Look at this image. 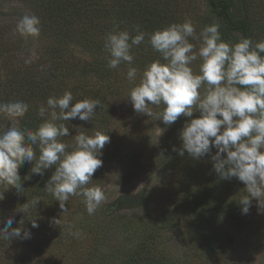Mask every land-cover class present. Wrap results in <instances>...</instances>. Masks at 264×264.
<instances>
[{
	"label": "rangeland",
	"instance_id": "obj_1",
	"mask_svg": "<svg viewBox=\"0 0 264 264\" xmlns=\"http://www.w3.org/2000/svg\"><path fill=\"white\" fill-rule=\"evenodd\" d=\"M39 1L0 0V102L17 101L15 86L23 81V74L54 52L58 56L65 48L62 61L71 57L91 59L75 43L82 36L70 34L73 30L66 18L53 23L58 25L55 31L48 29L52 19L49 11L39 8ZM243 2L251 39L264 40V0ZM104 6L110 13L100 26L107 32L127 30L135 34L133 27L138 21L131 16L119 19L114 12L120 6L114 2ZM148 8L160 15L161 28L191 20L199 33L205 25L217 22L223 40L234 42L243 36L241 31H231L227 21L212 12L205 0H150ZM233 9L235 19L243 18L241 5ZM25 14L39 17L38 36L15 32L17 21ZM99 31L83 35L82 40L99 41ZM148 44L146 35L145 41L131 50L133 66L138 69L136 81L126 78L128 65L122 63L115 69L106 67L108 73L103 71V76L93 74L83 79L79 74L71 75L63 80L64 90L58 91L57 96L71 91L76 99L100 101L90 121L69 120L72 132L60 139L72 144L80 130L89 134L99 130L110 137L100 157L102 167L87 185L99 186L104 201L90 215L81 195L70 196L63 210L47 190L38 195L32 189L22 203L0 206V226L12 217L13 228L21 221L22 228L31 232L29 239L0 238V264H264V213L258 211L255 199L249 212L241 213L238 201L245 194L243 183L236 178L218 177L211 160L214 148L199 160L186 151L179 154V132L189 118L182 115L165 127L154 116L133 110L127 94L139 82L144 67L160 56ZM67 63L70 65L68 61L64 65ZM198 63H193L194 70ZM3 88L9 91L7 95L2 93ZM26 103L29 110L21 118L0 114V128L18 123L21 128L34 130L40 118L33 120L31 114H37L44 103ZM30 103L36 105L37 112H31ZM160 128L165 129L162 134ZM36 153L38 156V148ZM201 198L207 199L205 210L197 206ZM34 200H38L35 206ZM34 220L39 225L36 228L31 224Z\"/></svg>",
	"mask_w": 264,
	"mask_h": 264
},
{
	"label": "clouds",
	"instance_id": "obj_2",
	"mask_svg": "<svg viewBox=\"0 0 264 264\" xmlns=\"http://www.w3.org/2000/svg\"><path fill=\"white\" fill-rule=\"evenodd\" d=\"M39 25L38 16L25 14L17 21L15 32L38 36ZM146 35L160 56L144 67L139 82L129 90L133 110L154 116L165 127L182 115L189 118L179 132V154L186 151L199 160L214 148L211 160L218 177L236 178L244 185L245 194L238 201L241 213L249 212L253 199L258 211L264 213V40L253 42L240 36L227 42L221 37L219 23L207 24L197 33L191 20L172 22L148 34L139 27L134 35L113 30L104 41L108 68L125 63L126 78L136 81L138 69L133 66L131 50L141 45ZM196 61L199 63L194 70ZM98 106L97 99H76L71 91H65L49 96L46 105L39 106L38 115L43 119L34 130L21 128L18 123L0 128V185H6L5 190L22 191L18 169L25 162H30L31 172L38 175L54 166L44 188L61 209L70 196L81 195L87 212L93 214L105 194L99 186L87 185L102 167L100 157L110 137L99 130L91 134L80 130L72 144L60 138L69 136V127L62 122L76 118L90 121ZM28 110L24 101L0 102V114L7 118H21ZM164 130L160 128V134ZM37 202L32 203L35 206ZM19 223L13 228V218L7 217L0 226V238H31V232ZM31 224L33 228L39 226L36 220Z\"/></svg>",
	"mask_w": 264,
	"mask_h": 264
},
{
	"label": "trees",
	"instance_id": "obj_3",
	"mask_svg": "<svg viewBox=\"0 0 264 264\" xmlns=\"http://www.w3.org/2000/svg\"><path fill=\"white\" fill-rule=\"evenodd\" d=\"M114 2L118 6L119 9L115 10L114 14L119 19H125L127 17H132L134 20L138 21L133 28L139 27L141 31L152 32L155 29L161 28V20L160 15L153 9L148 8V2L150 0H40L39 8L43 12H48V17L51 20L48 25V29L50 28L52 31L57 29V24L60 23V19H67V23H71L72 27L70 30H73L70 34L72 35H81L82 37H76L78 40L75 43L81 45V51H87L91 55V59L82 60L75 59L73 57L68 58L62 61V53L66 54L65 48L62 53L57 56L55 52L49 56L48 58L43 59V62L38 63L37 66H33L30 71H27L23 74V81H21L17 87L18 95L14 94L18 100L28 102H43L46 104V100L49 96H57L58 91H63L65 85L63 84V80L69 79V77L75 74H79V76L86 78L89 75L93 74H103V71L107 70V56L108 53L104 47V41L106 34L108 33L106 28L103 26L102 22L103 18H106L110 11L105 9V3ZM212 12H214L220 18H224L227 21V25L231 31H241L244 37L251 38V29L250 23L244 18L245 3L243 0H205ZM241 5L242 8V16L241 19H235L234 9ZM155 12V14H154ZM75 15L78 16V20H75ZM72 18L73 20H71ZM57 24H53L55 21ZM102 22L103 25H99ZM75 23V24H74ZM144 24V25H143ZM80 26H85L87 28ZM99 26V27H97ZM56 27V28H55ZM101 27V28H100ZM104 29L106 31H104ZM76 30L79 33L74 34ZM102 34V38L99 41H87L82 40L83 35L92 36L94 33ZM97 31V32H95ZM68 44V43H65ZM149 47L150 44H148ZM56 55V56H55ZM101 59H96L97 57H101ZM75 59V60H73ZM65 61L67 66L64 65ZM45 64V65H44ZM44 65V66H43ZM41 68H40V67ZM108 71H105V73ZM103 76V75H102ZM25 82V84H24ZM58 87V88H57ZM57 89V90H56ZM2 93L8 94L9 91L6 89H2ZM12 94V93H11ZM36 98L38 100H36ZM31 112H37L36 105L33 106L31 103ZM39 119V122H42V119L38 113L31 114V119L36 120ZM30 119V120H31ZM29 120V121H30ZM70 121H64L62 123L67 124L69 127ZM72 131L69 128V135ZM71 149H69L70 151ZM25 167L22 170L18 169L19 174L21 176V183L24 187L22 191L17 192L16 189L9 187L7 190L6 185H0V193H3V199L0 200V206H10L15 202L22 203L24 200V196L28 194V190L34 189L38 195L44 193L46 190L44 188L47 180L50 178L51 174L54 172V166L52 168L44 170L43 175L33 174L31 172V164L29 166L27 163H24ZM28 166V167H27ZM49 172V174H47ZM28 177L27 179H25ZM28 196V195H27ZM127 198L125 199V201ZM207 200V199H206ZM205 199L201 198L197 202V206L202 209H207L208 202ZM213 213V211H212Z\"/></svg>",
	"mask_w": 264,
	"mask_h": 264
}]
</instances>
